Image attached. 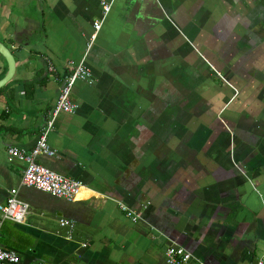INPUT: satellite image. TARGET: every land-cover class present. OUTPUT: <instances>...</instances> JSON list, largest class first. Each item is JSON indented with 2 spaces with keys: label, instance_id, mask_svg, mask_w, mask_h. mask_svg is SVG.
<instances>
[{
  "label": "crops",
  "instance_id": "crops-1",
  "mask_svg": "<svg viewBox=\"0 0 264 264\" xmlns=\"http://www.w3.org/2000/svg\"><path fill=\"white\" fill-rule=\"evenodd\" d=\"M102 2L111 8L84 59L94 82L74 85L76 112L47 135L54 155L37 157L82 186L71 202L22 189L24 164L7 148L34 147ZM0 43L15 60L0 88V203L16 189L28 216H50L0 232L42 233L50 264H165L171 244L205 264L262 259L264 0H0ZM7 71L0 55V80ZM0 246L39 262L1 235Z\"/></svg>",
  "mask_w": 264,
  "mask_h": 264
},
{
  "label": "built area",
  "instance_id": "built-area-1",
  "mask_svg": "<svg viewBox=\"0 0 264 264\" xmlns=\"http://www.w3.org/2000/svg\"><path fill=\"white\" fill-rule=\"evenodd\" d=\"M102 16L93 24L94 32L89 36L86 44L84 58L80 61L70 60L67 62V73L62 79L59 93L55 104L50 112V118L46 121L45 127L39 133L34 147L30 151L10 146L7 153L11 159H16L24 164L20 186L32 188L39 192L48 194L54 198L63 199L71 202L76 198L81 182L69 177L62 176L53 170L46 168L37 162L40 155L53 156L54 151L47 144V135L53 128L54 120L60 113H75L78 106L71 100V91L77 82L92 85L94 76L91 70L85 64V56L90 50L98 31L101 28L104 18L110 11L111 2H102ZM215 75L234 92L233 98L237 96L236 89L220 73L211 68ZM50 72H55L52 65L48 67ZM236 167V165H235ZM119 210L125 217L136 223L140 217L139 214L131 210L128 206L118 203ZM30 205L18 197V191L11 189L4 203H0V227L4 221H10L16 224H23L29 215ZM59 225L66 229V238L71 239L74 230L73 222L67 219H59ZM85 246V245H82ZM21 258L17 251L6 249L0 246V264H20ZM165 264H205L196 258L191 252L176 244L169 245L164 251ZM264 263V256L257 264ZM33 264H49L39 261Z\"/></svg>",
  "mask_w": 264,
  "mask_h": 264
},
{
  "label": "rangeland",
  "instance_id": "rangeland-1",
  "mask_svg": "<svg viewBox=\"0 0 264 264\" xmlns=\"http://www.w3.org/2000/svg\"><path fill=\"white\" fill-rule=\"evenodd\" d=\"M41 164L46 168L50 167L49 164L45 162ZM22 189H29V188L23 187ZM28 191L34 192V189L30 188ZM40 214L42 213H38L37 211H34L32 216L26 217L25 223L27 224L30 223L35 226V224L39 225V223L37 222H40V223L43 221L48 222L47 217L50 218L49 214L43 213L47 217H41ZM50 225H51L50 228L54 229V226L56 224L54 222H49V223H46L45 227L48 228ZM27 229L28 230L26 231L14 232L15 230H13L12 228H4L0 232V235L3 238V240L6 241V244H8V246L16 248L22 255H31V258H32L31 260L45 261L47 263L52 262L53 259L50 257V254L38 248V246H41L44 249V244L48 242L45 238H43V234L40 232H36V236H35L31 234L32 230H29L30 228H27Z\"/></svg>",
  "mask_w": 264,
  "mask_h": 264
},
{
  "label": "water",
  "instance_id": "water-1",
  "mask_svg": "<svg viewBox=\"0 0 264 264\" xmlns=\"http://www.w3.org/2000/svg\"><path fill=\"white\" fill-rule=\"evenodd\" d=\"M0 55L5 59L8 71L7 74L0 80V88L6 85L12 78L15 72V60L12 53L0 43Z\"/></svg>",
  "mask_w": 264,
  "mask_h": 264
},
{
  "label": "flooded vegetation",
  "instance_id": "flooded-vegetation-1",
  "mask_svg": "<svg viewBox=\"0 0 264 264\" xmlns=\"http://www.w3.org/2000/svg\"><path fill=\"white\" fill-rule=\"evenodd\" d=\"M236 98V97H235Z\"/></svg>",
  "mask_w": 264,
  "mask_h": 264
}]
</instances>
